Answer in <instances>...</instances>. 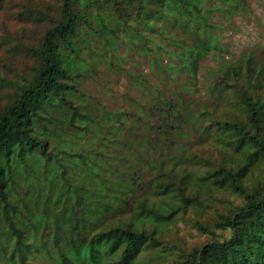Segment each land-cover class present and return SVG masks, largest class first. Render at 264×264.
Wrapping results in <instances>:
<instances>
[{
	"label": "trees",
	"instance_id": "1",
	"mask_svg": "<svg viewBox=\"0 0 264 264\" xmlns=\"http://www.w3.org/2000/svg\"><path fill=\"white\" fill-rule=\"evenodd\" d=\"M207 1L60 0L59 12L44 11V16L27 7L33 21L51 17L37 47L23 42L35 62L0 107V264H133L150 247L156 264L168 259L167 264H264V176L258 182L248 179L257 159L264 166V94L258 91L264 87V63L256 66L254 53L242 68L224 61L223 77L219 69L209 73L218 79L210 92L233 89L246 116L241 121L214 118L213 127L228 137L223 142L236 159L231 164L221 160L210 173H195V182L210 183L214 190L236 193L243 200L219 212L214 223L228 236L197 223L214 237L192 250L164 244L151 228L162 227L186 208L185 177H179L178 166L165 170V160L159 159L160 178L152 176L151 183L155 195L164 198L157 202L139 194L145 173L158 166L141 150L151 142L162 149L168 140L180 142L194 128H205L204 104L193 107L199 102L178 90L173 102L161 88L162 80L154 84L143 73L127 72L133 87L152 98L145 103L125 94V103L135 111L110 109L83 89L89 64L96 67L109 57L103 41H111L119 57L122 26L129 44H136L145 31L172 41L174 50L180 48L172 51L174 56L195 79L200 58L220 44L209 29L216 8ZM223 2L226 13L244 4ZM182 31L187 36L180 39ZM139 48L153 54L152 70L167 75L158 59L167 50L163 44L154 41L148 49ZM211 163L205 159L206 165ZM195 204L204 206L203 201Z\"/></svg>",
	"mask_w": 264,
	"mask_h": 264
},
{
	"label": "rangeland",
	"instance_id": "2",
	"mask_svg": "<svg viewBox=\"0 0 264 264\" xmlns=\"http://www.w3.org/2000/svg\"><path fill=\"white\" fill-rule=\"evenodd\" d=\"M206 5L216 8L210 14L211 26L209 29L218 38L220 44L219 47L213 48L200 58L195 79L190 71L181 67L182 60L174 56L172 41L163 39L157 31H145L144 34L141 32L138 34L140 39L136 41V44H129L128 38L123 36L126 28L122 26L117 39L119 57H115L111 50V41H103L108 48L109 57L106 61L101 59L96 67L89 64L91 68L87 72L88 78L83 83L84 92L86 91V94L98 102L104 103L110 109L122 107L131 112L136 108L130 103H125L123 98L125 94L132 95L145 103L152 101V98L141 89L133 87L129 75H127V72L143 73L154 84L158 82V79L162 80L161 88L173 102L176 103L178 100L175 94V91L178 90L191 102L194 100L199 102V104L194 102L193 107L198 108L203 103L202 108L208 111L203 119L205 128H194L187 139L180 142L174 140V143H171L172 140H168L162 149L159 147L155 149V143L151 142L150 148L141 150L151 160L156 159L158 166L152 169L150 174L145 173L140 184L142 188L138 192L139 194H146L157 202L164 198V195H155L156 186L151 183L152 176L160 178L157 175L159 159L165 160L167 166L164 165L165 170H169L168 166H175V168L178 166L179 177H185L182 186L187 193L185 195L186 203H184L185 200L183 202L186 208H181L172 221L163 224L162 227L151 226V228L157 229L156 236L160 241L166 245L176 246L178 250L181 248L192 250L211 240L214 237L211 231L218 232L221 236H228V231L216 230L214 223L219 219V212H225L229 207L241 204L243 200L236 193L214 190L210 183L195 182L197 173H210V170L218 163H222L221 160L224 161L223 163L230 162L231 164L236 159V156L232 155L231 157L232 152L229 149L232 150V148L223 142L224 138L228 137L217 133V128L213 127L214 118L226 117L241 121L244 115L246 116L236 102L237 94L233 89L227 88L219 95L210 92L211 86H215L218 79L209 73L219 69V75L223 77L224 72L221 65L224 61L238 64L242 68L243 62L249 58L251 53H254L256 66L259 67L264 63V0H244V4L233 13L223 11V7H227L223 0H208ZM27 7L31 11L39 13L40 16H44V11L57 14L60 9V0H0V107L8 102L14 82L22 83L25 74L35 62L36 56L30 49L23 46V42L37 47L44 27L50 22L51 16L43 20H31L26 15L29 11ZM137 18V16H133V23L137 24ZM169 30L176 31L172 27H169ZM178 36L183 39L187 35L182 31ZM146 37L152 40L150 41ZM199 37L201 38L202 35ZM187 39L188 42L193 41L192 37ZM152 41L160 42L167 49L158 57L159 61L168 69L167 75L158 74L152 70L153 54L144 53L139 48V46L150 48L153 46ZM96 49L100 52L99 46ZM177 49L178 46L174 51ZM170 63H174V67ZM175 67L179 70H175ZM168 75H172V77H168ZM258 91L264 94V87ZM206 158H210L212 163L206 165ZM263 176L264 166L261 160L257 159L248 174V179L258 182L262 180ZM190 177L194 181L193 186L190 185ZM194 195L198 199L193 198ZM201 201L204 206L199 207L195 204ZM183 204L178 202L177 205ZM197 223H202L211 231H201ZM168 261L169 259L166 260V264ZM133 264H156L154 248L145 249Z\"/></svg>",
	"mask_w": 264,
	"mask_h": 264
}]
</instances>
